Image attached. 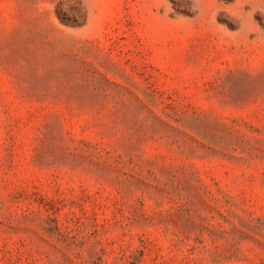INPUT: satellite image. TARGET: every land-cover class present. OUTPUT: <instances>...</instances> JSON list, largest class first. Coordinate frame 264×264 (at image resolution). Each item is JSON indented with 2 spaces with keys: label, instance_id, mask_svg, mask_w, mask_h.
Returning <instances> with one entry per match:
<instances>
[{
  "label": "rangeland",
  "instance_id": "obj_1",
  "mask_svg": "<svg viewBox=\"0 0 264 264\" xmlns=\"http://www.w3.org/2000/svg\"><path fill=\"white\" fill-rule=\"evenodd\" d=\"M0 264H264V0H0Z\"/></svg>",
  "mask_w": 264,
  "mask_h": 264
}]
</instances>
